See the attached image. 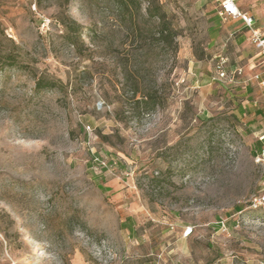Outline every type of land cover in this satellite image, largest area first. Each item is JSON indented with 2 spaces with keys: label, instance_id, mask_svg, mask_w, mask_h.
<instances>
[{
  "label": "rangeland",
  "instance_id": "374dc122",
  "mask_svg": "<svg viewBox=\"0 0 264 264\" xmlns=\"http://www.w3.org/2000/svg\"><path fill=\"white\" fill-rule=\"evenodd\" d=\"M216 13L215 0H0V264L264 262V212L248 208L263 105L203 67L220 61Z\"/></svg>",
  "mask_w": 264,
  "mask_h": 264
},
{
  "label": "crops",
  "instance_id": "0c3cea01",
  "mask_svg": "<svg viewBox=\"0 0 264 264\" xmlns=\"http://www.w3.org/2000/svg\"><path fill=\"white\" fill-rule=\"evenodd\" d=\"M217 3V0H215ZM238 6L242 12L249 13L255 17L257 24L256 26L261 28L264 31V0H238ZM221 19V25L217 27H211V33H213L212 42L217 44L218 47H212V54L215 58L219 57L220 61H226V69L228 71H233L236 69H243L241 66H231L229 65V50L228 46L240 47L242 53V59L248 58V71L251 76L249 79H246L245 75L238 78L237 82L242 81L241 83L245 84L247 87L249 84L251 86L257 87V98L260 100V104L263 105L262 108H258L254 114L251 116H256L257 120L260 121V125L264 127V87L260 85V81L264 80V59L260 56L258 50L253 46L250 40V31L247 27H245L244 23L241 20H233V19H222L219 15V6L217 3V13ZM218 61V63L220 62ZM211 64V63H210ZM207 62L203 63V67L207 68L212 72L211 79L215 75L216 66L212 68V64L210 65ZM212 69V71H211ZM214 72V73H213ZM259 76V80L255 77ZM236 82V83H237ZM234 84V83H233ZM259 102L255 101L254 106H258ZM264 135V128L259 132V143L258 145L262 148L264 147V141H261V136ZM257 150H255L256 153ZM103 185L107 186L108 183L105 181ZM220 226V225H219Z\"/></svg>",
  "mask_w": 264,
  "mask_h": 264
},
{
  "label": "built area",
  "instance_id": "2783aa9c",
  "mask_svg": "<svg viewBox=\"0 0 264 264\" xmlns=\"http://www.w3.org/2000/svg\"><path fill=\"white\" fill-rule=\"evenodd\" d=\"M219 6V15L222 19H233L241 20L245 27H247L251 33L250 40L254 47L258 50L261 57L264 59V31L257 27V21L254 16L249 13L242 12L238 6V0H217ZM243 76V69H236L233 71H228L226 69V61L221 60L216 65V72L213 76V81H219L226 84L235 83L238 78ZM259 80V76L255 77ZM260 85L264 87V80L260 81ZM90 127H88L89 130ZM261 141H264V135L260 138ZM256 164H258L264 170V147L254 156ZM98 164L95 168L96 170L100 167H106L104 161L99 159L95 160ZM249 209L253 211H262L264 212V182L260 192L255 195L249 202ZM219 225L223 231L227 230L226 221H220ZM194 233L193 227H187L184 231V237H189ZM260 264H264L261 262Z\"/></svg>",
  "mask_w": 264,
  "mask_h": 264
},
{
  "label": "trees",
  "instance_id": "16d2710c",
  "mask_svg": "<svg viewBox=\"0 0 264 264\" xmlns=\"http://www.w3.org/2000/svg\"><path fill=\"white\" fill-rule=\"evenodd\" d=\"M157 11L158 12H160L161 11V7L158 5V7H157ZM148 14L150 15V16H152L153 15V13H152V9L149 7L148 8ZM155 17V16H154ZM158 19L160 20V24H161V31L159 32V35L160 36H162L163 38L164 37H169L171 40H176L177 38H178V36H179V34L176 32V31H174L172 28H171V26H169V22L166 20V16H165V14H163V13H159L158 14ZM166 34H168L167 36H166ZM37 87H38V89H42L43 88V81H39L38 82V85H37ZM147 97V96H146ZM262 149V147L261 146H257V148H256V153H255V155L258 153V152H260V150ZM97 162L95 161V159H94V161H93V166H92V169H93V171L96 173V174H99V173H103V171H105L107 168H105V167H100L99 166V169H95L96 167H97ZM99 178H102L103 179V177H102V175L99 177ZM235 210L238 212V213H240V212H243L244 211V208H241V207H236L235 208Z\"/></svg>",
  "mask_w": 264,
  "mask_h": 264
}]
</instances>
